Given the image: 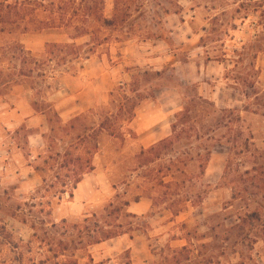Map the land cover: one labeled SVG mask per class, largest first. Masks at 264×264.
I'll return each mask as SVG.
<instances>
[{
    "label": "rangeland",
    "instance_id": "374dc122",
    "mask_svg": "<svg viewBox=\"0 0 264 264\" xmlns=\"http://www.w3.org/2000/svg\"><path fill=\"white\" fill-rule=\"evenodd\" d=\"M24 1L0 0V264H264V0H136L98 43L17 29L4 9ZM66 42L79 60L46 56ZM185 103L205 128L159 148Z\"/></svg>",
    "mask_w": 264,
    "mask_h": 264
},
{
    "label": "trees",
    "instance_id": "16d2710c",
    "mask_svg": "<svg viewBox=\"0 0 264 264\" xmlns=\"http://www.w3.org/2000/svg\"><path fill=\"white\" fill-rule=\"evenodd\" d=\"M136 0H114V14L111 18H105L102 14L104 0H25L24 2L15 3L14 5L5 6L4 17H10L14 19L12 24L15 27L20 28L22 24L26 27L28 24L36 28V30H48L58 35H66L67 38L74 41L82 37H90L92 40L98 43L101 39L97 32L101 30H118L123 28L128 21L127 9L131 3H135ZM131 2V3H130ZM8 9V11H6ZM3 15V7L0 11V18ZM41 16L38 18V16ZM27 30V28H26ZM99 37V38H98ZM106 38H104L105 40ZM93 49L89 48L88 53H91ZM23 58L26 62L20 63L19 68L15 67L17 75L29 76L32 74L34 67L37 66L36 62L31 63L30 54L22 50ZM81 47L77 46L74 42L66 43H49L46 44V56L48 58H56L60 63H72L79 60L82 56ZM18 56L15 54L11 57L14 59ZM33 66H29V65ZM3 72L0 74L2 75ZM13 81L14 80H10ZM9 82V81H8ZM201 103H208L206 100L200 99ZM199 101V102H200ZM209 105H213L210 104ZM194 105H188L185 103L184 107L175 115V122L172 123V136L159 142L158 147H165L166 144L172 145L174 139H181L184 135L188 137L192 133L200 135V129L205 128V124H201V120L197 118V113H193ZM216 108L213 105V111ZM231 110H223V112H230ZM237 121L240 118L237 116ZM103 125V124H102ZM101 126V125H100ZM101 129H104L101 126ZM231 129H233L231 127ZM176 136L174 137V135ZM206 136V132L204 134ZM242 131L240 127L236 128L235 136L232 141H229L227 146V159L226 166L229 168L235 163V160L243 156L244 153L249 150V140L241 139ZM202 138V137H201ZM212 138L204 140L205 152L203 154L204 162H207L212 155L211 140ZM155 151V148H150L149 153ZM143 154V153H142ZM202 157V154H200ZM77 162H81L80 156L76 157ZM93 170V166L90 168ZM81 181L77 180L73 189ZM69 192L70 198L73 195ZM64 193V192H63ZM240 225H236V229L242 230ZM113 235H109L107 239L112 238ZM117 236V235H115ZM114 237V236H113ZM186 248L180 250V254L184 253ZM175 259V258H174ZM177 261V260H176Z\"/></svg>",
    "mask_w": 264,
    "mask_h": 264
},
{
    "label": "crops",
    "instance_id": "0c3cea01",
    "mask_svg": "<svg viewBox=\"0 0 264 264\" xmlns=\"http://www.w3.org/2000/svg\"><path fill=\"white\" fill-rule=\"evenodd\" d=\"M153 142L154 141H151V143ZM93 173L94 171L84 174L81 181L73 189V195L71 198H73L76 201V203H81L83 201H87L89 198H92L95 189L99 187L96 182V178L95 181L92 178ZM141 198H145V197H141ZM129 209H131L133 213H137V214L145 213L148 210V202L146 199L139 200L138 202H135L134 204L129 206Z\"/></svg>",
    "mask_w": 264,
    "mask_h": 264
}]
</instances>
